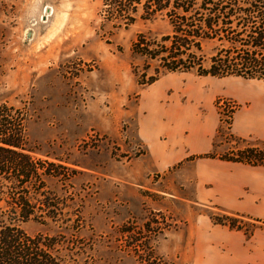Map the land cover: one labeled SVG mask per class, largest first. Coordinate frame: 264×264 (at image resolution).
<instances>
[{
    "label": "rangeland",
    "instance_id": "obj_1",
    "mask_svg": "<svg viewBox=\"0 0 264 264\" xmlns=\"http://www.w3.org/2000/svg\"><path fill=\"white\" fill-rule=\"evenodd\" d=\"M104 15L103 0H0V106L27 116V148L35 163L65 168L61 178L45 179L41 194L33 182L27 185L31 204L46 212L22 228L31 236L61 235L65 245L74 242L79 264H198L210 256L200 258L197 238L210 228H224L210 216L236 213L216 203L214 184L221 182L223 168L204 167L205 175L197 171L196 163L210 160L206 156L214 148L159 167L141 130L158 105L164 127L174 126L170 116L179 115L186 127L182 135L160 137L176 159V143L196 136L218 112L220 123L211 135L212 143H219L217 153L241 149L244 144L235 140L217 139L218 131L233 135V115L224 125L218 103L226 98L218 92L221 83L244 79L171 73L144 86L139 75L153 73L157 64L138 57L132 46L140 34L159 41L171 34V26L159 17L139 18L110 35L105 34L109 28L101 30ZM205 53L212 54L211 45ZM157 90H163L158 99ZM45 204L59 208L54 218ZM6 207L0 201V216ZM241 220L249 232L257 226ZM73 222L80 229L77 240L71 236ZM124 229L129 233L123 235ZM229 230L245 238L248 262L260 264L252 240L264 235V225L250 237ZM134 239L147 243L151 252L134 258Z\"/></svg>",
    "mask_w": 264,
    "mask_h": 264
},
{
    "label": "trees",
    "instance_id": "obj_2",
    "mask_svg": "<svg viewBox=\"0 0 264 264\" xmlns=\"http://www.w3.org/2000/svg\"><path fill=\"white\" fill-rule=\"evenodd\" d=\"M103 12L101 30L109 28L105 34L127 30L139 18L150 21L159 17L171 26V34L159 41L140 34L132 46L138 57L157 64L151 74L134 72L144 81V86L152 85L166 74L193 72L201 77L264 82V0H103ZM208 45L212 46L210 56L205 53ZM24 117L14 108L0 106V201L4 200L7 205L0 216V264H79L78 248L72 249L74 242L66 241L65 245V241L60 240L61 235L31 236L22 228L23 224L39 217V213L46 212L31 204L28 196L31 188L27 185L33 182L34 191L41 194L45 179L61 178L59 172L65 169L61 165L37 164L32 160V151L26 142L28 118ZM223 137L244 144L243 148L219 155V143L215 141L213 153L206 158L264 168V142L250 143L218 131L217 139ZM19 193L21 197L17 198ZM45 206L50 210L47 214L53 218L59 212L57 207ZM221 212L222 215L210 216L215 225L243 231L247 237L264 225V221L258 219ZM241 219L257 226L249 232L242 227ZM69 227L74 234L71 236L77 240L78 224L73 222ZM125 233L129 231L122 230V234ZM133 241L137 248L134 258L141 259L146 252H151L147 243Z\"/></svg>",
    "mask_w": 264,
    "mask_h": 264
},
{
    "label": "crops",
    "instance_id": "obj_3",
    "mask_svg": "<svg viewBox=\"0 0 264 264\" xmlns=\"http://www.w3.org/2000/svg\"><path fill=\"white\" fill-rule=\"evenodd\" d=\"M221 84L222 88L218 96L231 99L239 105L233 114L231 124L233 135L245 140L264 142V82L244 79L237 83ZM157 91H159L158 95L156 92L154 96L158 99L163 94V90ZM155 112V117L152 114L147 116L145 127L141 130V138L145 140L147 147L151 148L153 153L151 154L155 157V162L159 163V167H166L172 161L191 159L212 151L211 135L220 123L218 112L211 113V123L204 129L196 130V136L176 143L179 148L176 159L168 153L167 146L163 147L160 144V137L166 135L176 140L186 127L182 126V122H178L179 115L170 116L174 126L164 127L160 121L159 105L156 106ZM205 160L207 162L196 163L199 175H205L204 167L220 165L219 167L223 168L221 182L214 184L219 191L216 203L230 211L264 221V168L217 159ZM210 229L211 232L200 234L196 240L195 245L200 258L210 256L204 261L199 260L198 264H250L246 257L250 252L240 232L230 231L226 227ZM252 241L253 256L258 263L264 264V235L259 234Z\"/></svg>",
    "mask_w": 264,
    "mask_h": 264
},
{
    "label": "built area",
    "instance_id": "obj_4",
    "mask_svg": "<svg viewBox=\"0 0 264 264\" xmlns=\"http://www.w3.org/2000/svg\"><path fill=\"white\" fill-rule=\"evenodd\" d=\"M239 105L228 99L220 100L218 103V109L222 116V121L224 125H227L231 121L233 113L238 109Z\"/></svg>",
    "mask_w": 264,
    "mask_h": 264
},
{
    "label": "water",
    "instance_id": "obj_5",
    "mask_svg": "<svg viewBox=\"0 0 264 264\" xmlns=\"http://www.w3.org/2000/svg\"><path fill=\"white\" fill-rule=\"evenodd\" d=\"M30 35V34H29Z\"/></svg>",
    "mask_w": 264,
    "mask_h": 264
}]
</instances>
